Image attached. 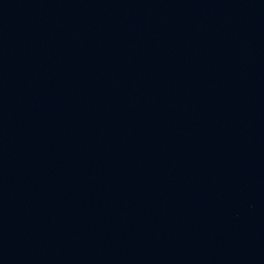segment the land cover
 Listing matches in <instances>:
<instances>
[{
	"label": "water",
	"instance_id": "obj_1",
	"mask_svg": "<svg viewBox=\"0 0 264 264\" xmlns=\"http://www.w3.org/2000/svg\"><path fill=\"white\" fill-rule=\"evenodd\" d=\"M0 264H264V0H0Z\"/></svg>",
	"mask_w": 264,
	"mask_h": 264
}]
</instances>
